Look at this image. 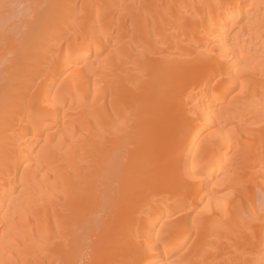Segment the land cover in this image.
I'll return each instance as SVG.
<instances>
[{"label": "bare ground", "instance_id": "6f19581e", "mask_svg": "<svg viewBox=\"0 0 264 264\" xmlns=\"http://www.w3.org/2000/svg\"><path fill=\"white\" fill-rule=\"evenodd\" d=\"M0 264H264V0H0Z\"/></svg>", "mask_w": 264, "mask_h": 264}]
</instances>
